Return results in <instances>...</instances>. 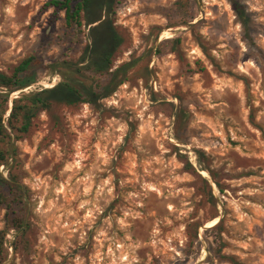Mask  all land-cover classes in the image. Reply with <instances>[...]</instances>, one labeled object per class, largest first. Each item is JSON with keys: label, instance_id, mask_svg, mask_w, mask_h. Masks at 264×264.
<instances>
[{"label": "rangeland", "instance_id": "374dc122", "mask_svg": "<svg viewBox=\"0 0 264 264\" xmlns=\"http://www.w3.org/2000/svg\"><path fill=\"white\" fill-rule=\"evenodd\" d=\"M49 1L0 0V70L35 54L45 88L83 78L96 25L68 27ZM113 8V68L133 61L129 79L95 104L40 112L12 141L0 170L21 186L23 230L0 203V264H264V0Z\"/></svg>", "mask_w": 264, "mask_h": 264}, {"label": "trees", "instance_id": "16d2710c", "mask_svg": "<svg viewBox=\"0 0 264 264\" xmlns=\"http://www.w3.org/2000/svg\"><path fill=\"white\" fill-rule=\"evenodd\" d=\"M115 0H50L49 6L64 11L66 25L81 28L94 24L90 30L92 42L84 49L80 58L85 63L76 69V74L83 78L74 80L72 76L63 75L62 79L52 87H40L27 93L21 92L10 99V95L18 88L32 85L38 75L45 71L43 60L35 55L26 56L9 73L0 70V166L7 167L9 159L14 155L12 141L27 134L37 115L48 111L54 105L77 106L88 103L95 104L107 98L129 79V71L134 62L129 61L113 68L115 54L123 43L122 35L113 26L112 16L115 13ZM239 22L248 30L249 15L245 7L232 1ZM178 42L179 40H174ZM84 71L93 75L94 82L88 83ZM71 73H74L72 70ZM7 190L10 198L3 193ZM22 199L21 186L14 179L5 178L0 170V203L4 204L10 214L8 225L11 229L23 230V221L15 215L11 208ZM3 237L0 238V251L3 250Z\"/></svg>", "mask_w": 264, "mask_h": 264}, {"label": "water", "instance_id": "95a60500", "mask_svg": "<svg viewBox=\"0 0 264 264\" xmlns=\"http://www.w3.org/2000/svg\"><path fill=\"white\" fill-rule=\"evenodd\" d=\"M41 84H42L41 82H36L35 85H34V84H32V85H33V86L41 87ZM53 85H54V84H53ZM53 85H52V86H53ZM29 86H31V85H27V86H24V87L18 88V89L15 90V91H18V92L21 93L22 91H24L25 88H27V87H29ZM52 86H50V87H52ZM44 88H45V87H44ZM46 88H47V87H46ZM13 92H14V91H13ZM13 92H12V93H13ZM12 93H11V94H12Z\"/></svg>", "mask_w": 264, "mask_h": 264}]
</instances>
